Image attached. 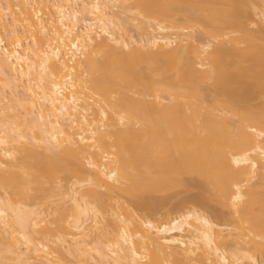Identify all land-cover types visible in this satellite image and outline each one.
<instances>
[{"label":"bare ground","instance_id":"bare-ground-1","mask_svg":"<svg viewBox=\"0 0 264 264\" xmlns=\"http://www.w3.org/2000/svg\"><path fill=\"white\" fill-rule=\"evenodd\" d=\"M227 1L198 17L185 0H0V264H261L264 111L236 94L264 80V0ZM207 81L226 96L206 112ZM186 173L235 233L190 206L132 211Z\"/></svg>","mask_w":264,"mask_h":264},{"label":"rangeland","instance_id":"rangeland-1","mask_svg":"<svg viewBox=\"0 0 264 264\" xmlns=\"http://www.w3.org/2000/svg\"><path fill=\"white\" fill-rule=\"evenodd\" d=\"M244 1V0H243ZM243 1H241V2H243ZM252 1H255V0H250V2H252ZM244 2H246V1H244ZM248 2V1H247ZM256 2V1H255ZM251 3V4H257V3ZM183 3V2H182ZM182 3H180L179 4V7L182 5ZM247 4V3H246ZM228 5H230L229 3H228V1L227 0H185V3L183 4V6H181L180 8H184L187 12H191V13H195V14H197L198 12H200V11H203V13L204 12H207V10H213V11H215V12H213L214 14L215 13H217V12H219V13H217L219 16L218 17H221V15H223V11L222 10H224V9H228ZM248 5V8L250 7V5H249V3L247 4ZM247 5L246 6H244L243 8H245V7H247ZM246 9V8H245ZM182 11H183V9H181ZM193 11H195V12H193ZM196 11H197V13H196ZM247 11H248V9H247ZM210 12V11H209ZM222 12V13H221ZM184 13V11L181 13V14H183ZM212 13V12H211ZM250 13V12H249ZM208 14V13H207ZM202 16V13L201 14H197V16L198 17H200V16ZM130 16V15H129ZM182 16V15H181ZM216 16V15H215ZM131 17V16H130ZM179 17H180V15H179ZM253 16L251 15V13H250V15H249V17H248V20H246V23L248 24H250L251 22H252V20H253ZM180 19V18H179ZM177 21H178V19H177ZM254 21H255V19H254ZM131 22V21H130ZM258 23V22H257ZM132 25H134V24H136V23H131ZM126 25V24H125ZM128 25V27H126V29L127 28H129L128 29V31L130 30V26H129V24H127ZM179 25V27L180 28H182V29H186L187 28V30L189 29L190 31H191V29H193L191 32H193L197 37L199 36L200 37V39L202 38V40L201 41H206V40H209L210 41V39L208 38H206V39H204L203 40V38L205 37V34L206 33H204L205 31L207 32L208 31V29L206 28V27H204V28H206V29H203L202 27L203 26H201V23L199 24V23H196L193 27H189L187 24H185L184 23V21H182V19H181V21L179 20L178 21V24H177V26ZM256 25V24H255ZM258 26V24L256 25V26H251V30L252 31H254L255 30V28H258L257 27ZM260 26H261V24H260ZM132 27V26H131ZM145 27V26H144ZM262 27V26H261ZM133 28V27H132ZM209 28V30L211 29L210 27H208ZM135 30V29H134ZM134 30H132L133 32H132V34L134 33V36L136 35H138V34H136V32L134 31ZM204 30V31H203ZM212 30V29H211ZM203 31V32H202ZM221 31H222V29H221ZM221 31H219L218 30V32L217 33H221ZM226 31H227V29L226 30H224V32L226 33ZM228 31H229V29H228ZM227 31V32H228ZM203 33L204 35V37L203 36H201V35H199V34H201V33ZM138 33V32H137ZM229 33H232V32H229ZM233 35H234V32L232 33ZM220 34H217V36H218V38L219 37H225V36H223V33H222V35H220ZM207 36V35H206ZM198 37V38H199ZM221 37V38H222ZM196 39V37H195V39L196 40H198V41H200L199 39ZM220 38V39H221ZM210 42H212V40L210 41ZM219 42V41H218ZM214 43L216 44V42L214 41ZM212 44H213V42H212ZM242 46H244V45H242ZM213 47H214V44H213ZM210 50H212V49H210ZM209 52V51H208ZM207 55V54H206ZM210 55V54H209ZM211 56V55H210ZM249 61V60H248ZM250 61H252V60H250ZM251 63V62H250ZM252 63H253V61H252ZM243 64H244V62H243ZM244 65H246V66H249L250 67V69H252L251 68V66H250V64H249V62H245V64ZM243 65V67H246V66H244ZM252 65V64H251ZM253 66V65H252ZM263 67L261 66L260 67V70L262 69ZM245 69V68H244ZM255 70V69H254ZM263 70V69H262ZM247 71V70H246ZM249 71V70H248ZM247 71V72H248ZM251 75L252 73L249 71V73H248V75ZM255 74V73H254ZM260 80V79H259ZM259 80H258V83L259 84H262V82H264V80L260 83L259 82ZM249 82V81H248ZM252 82H254V87L252 86L253 85V83H252V85H251V83L249 82L248 83V85H250V87L252 86V89L253 90H255L254 92H252L253 90L247 85V87L245 86L244 87V89H243V92L245 91L246 92V90H247V93L246 94H242V93H240V95H238V93L236 94V91H234V94H232L231 96H229V100H233L234 98H236L237 96L238 97H240L241 96V98H243L244 97V99L246 98L248 101V104H247V102L244 100L243 102H246L245 104L246 105H248V106H251V105H253L254 106V108H252V109H254V110H250L249 112H251V111H255L256 110V108H257V106L258 107H261V108H258L256 111H258L259 109L260 110H262L261 112H263L264 111V109H263V107H262V103L264 104V94H261L262 92L261 91H263V90H261V88L259 89V87L256 85V84H258L257 83V81H256V84H255V81H252ZM213 82L211 81H207L206 83H204V84H201L205 89H201V90H203L202 91V94H203V100H204V97H205V99H206V102H204V104L206 103V105H204V110H206V112L208 111L207 109H206V107L207 108H210L211 109V107H213L214 106V102L213 101H211V98H212V94H214V92L216 91V90H214L215 88L213 87L214 86V84H212ZM264 84V83H263ZM201 86V87H202ZM235 88H234V90L235 89H237L236 88V86H234ZM256 87V89H254ZM246 88V89H245ZM248 88H249V90L251 91H249L248 90ZM259 90H258V89ZM214 90V91H213ZM217 92V91H216ZM215 92V95H217V93ZM264 92V91H263ZM219 93H221L220 91H219ZM219 93H218V96H216L217 97V99H218V97L220 98V99H222L223 98V96H224V94L223 95H219ZM235 94L237 95L236 97H234L235 96ZM234 95V96H233ZM226 96V95H225ZM224 96V97H225ZM233 96V98L232 99H230L231 97ZM237 97V98H238ZM213 100H216V98H215V96H214V98H212ZM219 99V100H220ZM224 99V98H223ZM227 99H228V95H227ZM226 98H225V101L224 102H226V100H227ZM239 99V98H238ZM219 100H216V101H219ZM235 100V99H234ZM243 100V99H242ZM205 101V100H204ZM228 101V100H227ZM238 101V100H237ZM221 102V101H220ZM224 102H221V103H224ZM242 102V101H241ZM216 103V102H215ZM250 103H251V105H250ZM237 104L239 105L240 103H236V106H237ZM216 105H218L217 103H216ZM244 106L242 103L239 105V106H237V107H239V109H240V107H247V106ZM220 106V105H219ZM223 106H225L224 104H223ZM223 106L221 107L223 110H224V108H223ZM264 106V105H263ZM214 107H216V106H214ZM236 107V108H237ZM244 107H243V109H244ZM252 107V106H251ZM217 109H218V107H216ZM226 108V110H227V107H225ZM212 109H214V108H212ZM221 109V110H222ZM228 109H229V107H228ZM247 109V108H246ZM245 109V110H246ZM248 109H250V108H248ZM219 110H220V108H219ZM230 110V109H229ZM228 110V111H229ZM245 110H243V111H245ZM143 111H145V110H143ZM150 111V110H149ZM147 112V110L144 112V113H147L149 116H152V113L153 114H156L157 116H162L161 114L163 113V111H164V115L162 116L163 117V121L161 120L162 118L160 117V119H159V121L161 120V123L163 122V123H165V121H164V119H166V116H168L167 114H169L170 113V115H171V113H172V115H173V112H167V110L165 111V110H161L162 112H160L159 110V112L157 111L156 112V110L153 112V111H151V112ZM203 111V110H202ZM201 111V112H202ZM211 111V110H210ZM216 111H218V110H216ZM216 111H214L213 110V112H215L216 113ZM240 111V110H239ZM167 112V113H166ZM219 112H221V111H218V115H216L217 117H221L222 115H220V114H222V112L219 114ZM245 112H248V111H245ZM259 113H260V111H258ZM137 113H142V112H140V111H138ZM144 113H142L141 114V117L143 118V116L145 115ZM161 113V114H160ZM185 113V112H184ZM203 113H204V111H203ZM202 113V114H203ZM210 113V112H209ZM257 113V112H256ZM134 114H136L135 112H134ZM151 114V115H150ZM160 114V115H159ZM165 114H166V116H165ZM175 114V113H174ZM188 114H189V112H188ZM210 114H212V113H210ZM214 114V113H213ZM137 115V114H136ZM135 115V116H136ZM155 115V117H157ZM169 115V116H170ZM176 115H178L177 113H176ZM205 114H203V116H204ZM207 115V114H206ZM220 115V116H219ZM227 115H229V114H227ZM147 115H145V117H146ZM215 116V117H216ZM233 116H235V115H233ZM137 117V116H136ZM138 117H140V114H139V116ZM137 117V118H138ZM141 117H140V120H141ZM144 117V118H145ZM159 117H157V118H159ZM205 117V116H204ZM211 117H212V115H211ZM229 117H231V115L229 116ZM207 119H208V117H206ZM213 118V117H212ZM205 119V118H204ZM207 119H205V120H207ZM228 119H230V118H228ZM235 119H237L236 117H235ZM235 119H230V121H231V123L234 125L235 123H233V121L235 120ZM144 120V119H143ZM213 120V119H212ZM214 120H216V118L214 119ZM220 120V119H219ZM233 120V121H232ZM135 121V120H134ZM142 121V120H141ZM230 121L228 122V120H227V122L229 123V124H231L230 123ZM237 121V120H236ZM139 121H137V123H138ZM222 122V121H221ZM227 122H225L224 121V123H226V124H224V125H227L228 123ZM235 122V121H234ZM141 123V122H140ZM218 123H220V121L218 122ZM232 125V126H233ZM223 126V125H222ZM221 126V127H222ZM228 126V125H227ZM216 127H218V126H216ZM225 127V126H224ZM220 128V127H219ZM170 153V152H169ZM168 155H170V157H172L171 155H172V153H170V154H168ZM175 154L173 153V156H174ZM165 157H167V156H165ZM164 157V158H165ZM163 158V159H164ZM174 158H176L177 160H178V158L177 157H174ZM166 159V158H165ZM170 159V158H169ZM173 158H171V160H172ZM177 160H176V162H177ZM165 161V163H167L166 162V160H164ZM167 161H168V159H167ZM172 164H171V163ZM179 162V161H178ZM162 163H164V162H162ZM170 163V165L169 166H175V164H173V163H175V161H168V164ZM167 164V165H168ZM178 164V163H177ZM207 165H208V163H206ZM205 164V165H206ZM205 165H203L204 167H205ZM206 165V166H207ZM151 169V168H150ZM149 169V170H150ZM153 169V168H152ZM206 169H207V167H206ZM205 169V170H206ZM166 171H168V170H166ZM151 172V171H150ZM154 172V171H153ZM192 173H194V172H192ZM196 173V172H195ZM198 173V172H197ZM185 174V173H184ZM200 174H198V176H199ZM198 176H196V175H187V173H186V175H183L182 174V177H181V180L183 179V183L180 185V186H173V188H171V189H169V191H167V192H164V193H162V194H155V195H153L155 198H162L163 199V201L160 203V205L158 206V208H156V211L155 212H153V213H146V212H144V211H140V210H138L135 206H134V204H133V206L135 207H133V209H132V211L134 212V213H136V215H138L139 217H143V215L145 216V215H150V216H152L154 219H156V218H159V219H162V217L164 216V214H166V212H171V211H174V210H176V208L178 207V206H180V207H193L194 209H197L198 211H201V212H203L204 214L206 213V215H209V217H212V220H214V218L215 219H217V223L218 222H222L221 224H223V223H230V221H231V219L229 220L228 218H226V210L224 209V207L222 206H220L219 204L220 203H216V201H214V200H212L213 198H215V197H211V195L213 194V196H215L214 195V193H211V191L206 187V185H205V183H204V181H203V178L201 177V175L198 177ZM190 179H193V180H197V184H196V186H194V185H192V186H190V185H188V184H186L185 185V181H187L188 182V180H190ZM192 180V181H193ZM196 180H195V182H196ZM198 180H199V182H198ZM183 185V186H182ZM194 186V187H193ZM210 191V193H211V195H210V193L208 194V192ZM201 194H203V198L205 197V195L207 194L208 196H210L209 198H212V199H208V196L207 197H205V198H207V200L205 199H202V195ZM151 195V194H150ZM150 195H149V197H150ZM152 195H151V197H152ZM201 195V199H198L199 197L198 196H200ZM147 197H148V195H147ZM125 200H126V202H128V204H130L129 202L130 201H127V198H124ZM129 200H130V198H128ZM198 200H200V202L198 201ZM203 202H202V201ZM131 205H132V202H131ZM185 205V206H184ZM216 212H218V213H221V214H225V215H223V216H225L224 218L223 217H216V215H215V213ZM162 214V215H161ZM228 214V213H227ZM161 215V217H159ZM166 217V216H165ZM215 221V220H214ZM226 224H224V225H226ZM228 224H227V226H228ZM231 224V225H230ZM229 225L231 226L229 229H231V228H233L232 226V222L230 223ZM234 230V228L231 230V232L233 233H235V231H233ZM263 256H264V254H263ZM262 255H259L258 254V256L257 257H259V263L261 262V264L263 263L262 261H264V257H263ZM261 257H263L262 258V261H261Z\"/></svg>","mask_w":264,"mask_h":264}]
</instances>
